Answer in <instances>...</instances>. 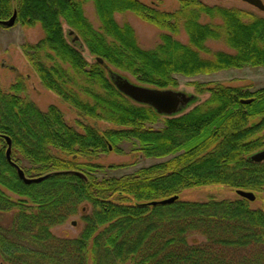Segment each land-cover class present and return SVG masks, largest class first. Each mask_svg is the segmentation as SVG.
Returning <instances> with one entry per match:
<instances>
[{"label": "trees", "instance_id": "16d2710c", "mask_svg": "<svg viewBox=\"0 0 264 264\" xmlns=\"http://www.w3.org/2000/svg\"><path fill=\"white\" fill-rule=\"evenodd\" d=\"M91 1L102 32L87 21L80 0H0V20L15 10V23L41 26L43 38L24 44L23 50L44 87L88 115L127 126L102 132L84 126L81 133L64 121L54 105L41 111L23 99L20 77L9 92L0 88V214L12 213L7 223L0 222L3 263L264 264L263 209L251 208L244 197L207 202L178 199L183 188L214 183L264 191V160L251 158L264 145V88L250 93L236 86H215L206 100L180 116L166 118L164 127L154 130L145 128L144 122L156 120L159 113L130 101L107 73L111 65L141 84L165 89L176 86V73L264 65V18L244 21L247 14L242 10L200 0H179L174 13L138 0ZM124 10L170 32L181 20L189 44L164 33L155 47L141 48L132 28L114 19V12ZM201 13L222 19L234 53L216 51L210 59L199 55L204 42L220 34L215 26L200 22ZM63 23L81 36L101 63L96 60L87 68L81 51L65 37ZM47 51L69 68L59 62L46 65ZM69 69L101 90L88 91L92 104L71 92ZM6 136L11 160L19 166L13 156L21 153L34 165V177L47 174L44 179L25 183L18 177L6 158ZM123 138L136 139L146 156L173 157L121 177L98 179L76 173L82 166L78 156L109 150ZM52 148L64 155L54 154ZM174 195L177 198L170 203H150ZM83 204L91 208L81 214L80 233L72 238L54 236L51 228L77 214ZM190 233L203 240L189 242Z\"/></svg>", "mask_w": 264, "mask_h": 264}, {"label": "rangeland", "instance_id": "374dc122", "mask_svg": "<svg viewBox=\"0 0 264 264\" xmlns=\"http://www.w3.org/2000/svg\"><path fill=\"white\" fill-rule=\"evenodd\" d=\"M152 8L159 11L174 13L179 8V0H138ZM202 3L209 6L219 5L226 8H235L242 10L247 15L243 16L244 21H249L253 16L264 18V11L260 10L242 0H200ZM264 3V0H262ZM82 4L83 15L87 21L96 30L102 32L101 22L96 13L94 4L91 0H80ZM115 21L122 26L128 24L134 33L135 41L138 46L144 49L155 47L160 42L161 34L170 33L175 39L182 43L189 44L188 36L183 28L182 21L176 23L174 31L159 28L158 26L143 20L137 14L130 10L114 12ZM200 22L203 24L213 25L220 31L217 38H208L204 42V49L199 50V55L202 58L210 59L216 51L227 53H234V49L229 46L226 40L225 28L222 19L217 16H210L201 13ZM63 32L70 44L81 51L82 57L87 62V68L96 62L95 55L89 51L81 36L77 33L78 40L72 42L71 36L68 35V26L62 24ZM43 30L39 24L32 27H26L20 23H15L10 27H0V88L4 92L10 91V86L16 82V78L20 77L24 90L19 92L23 99L32 101L41 111H46L51 105L57 107L62 115L64 121L75 128L78 132L83 133L84 126H90L102 132L105 130L126 129L127 126L119 125L108 120L93 117L83 111L75 108L68 100L59 96L54 91L43 86L31 65L24 57L23 45L26 43L36 44L43 38ZM111 41L110 37H107ZM48 56H44L43 61L46 65L51 66L53 63L59 62L64 68H69L68 64L60 62L53 52L47 51ZM113 71L120 73L127 77L130 81L141 84L129 72L119 70L109 65ZM70 76L67 80L71 84L69 88L71 92L77 94L80 100L84 102L93 103V96L89 94V90L93 93H101L97 85L87 83L82 76L76 74L72 69L68 70ZM177 84L169 89L182 91L187 94H194L195 100L188 103L186 108L174 113L172 115L159 114L154 121L144 122V127L148 129H162L166 118L173 116H180L191 110L195 105L206 100L209 95V89L215 86H236L242 89L243 92L255 93L264 88V65H248L244 64L240 67H228L210 71L208 73H196L193 75H184L176 73L173 75ZM144 85V84H141ZM147 86V85H146ZM152 87V86H150ZM156 88V87H155ZM166 89V88H165ZM125 96V95H124ZM127 97V96H126ZM129 98V97H128ZM130 101L138 105L129 98ZM260 150H264V145ZM54 154L63 156L58 149L52 148ZM256 153V151L254 152ZM173 155L163 157L146 156L141 150L139 142L134 138H123L109 150L99 149L85 155L77 157V162L80 163V172L83 174H92L98 179H107L113 177H121L137 172L143 167H148L161 162H165L172 158ZM13 160L17 161L23 172H26L27 177H34L31 169L34 165L19 152L13 156ZM87 166H91L89 169ZM255 199L249 201L251 208H260L264 210V191L254 192ZM17 196L13 195L15 199ZM178 199L192 202H207L209 200H235L240 198L235 192V188L227 184H206L199 186H191L181 189L178 193ZM90 206L83 204L75 215H71L62 224L55 225L51 228L54 236L59 238H72L77 236L82 229L81 214L82 212H89ZM12 217L11 212H3L0 214V222L7 223ZM197 238L199 241L203 238L196 234H187L189 242ZM192 243V242H191ZM0 264H4L0 257Z\"/></svg>", "mask_w": 264, "mask_h": 264}, {"label": "water", "instance_id": "95a60500", "mask_svg": "<svg viewBox=\"0 0 264 264\" xmlns=\"http://www.w3.org/2000/svg\"><path fill=\"white\" fill-rule=\"evenodd\" d=\"M247 2L248 4L264 11V3L262 0H242ZM16 19V11L12 13V15L6 20H0V24L5 27L13 26ZM68 35L71 36V41L74 42L78 40L77 35L74 33L72 29L69 28ZM96 60L98 62H102L100 57H97ZM107 73L109 79L115 85L117 90L121 92L123 95L129 97L131 100L145 104L153 107L156 112L159 114L172 115L177 113L178 111L186 108L188 103L195 100L194 94H187L182 91H177L173 89H160L155 87H150L146 85L136 84L130 81L127 77L121 75L120 73L113 71L110 68H107ZM243 102L247 103L250 99H243ZM7 148H6V158L15 168L17 175L20 179H22L25 183L38 182L44 179L46 175H41L38 177H27L23 170L11 160L10 151H11V142L8 136H6ZM110 148V147H109ZM252 160L254 161H262L264 160V150H259L256 153L251 155ZM77 174L83 175L80 171H76ZM236 194L241 197L252 201L255 199V195L252 191H246L242 189L235 190ZM177 198V195L164 198L161 200L151 201V204H166L174 201Z\"/></svg>", "mask_w": 264, "mask_h": 264}]
</instances>
